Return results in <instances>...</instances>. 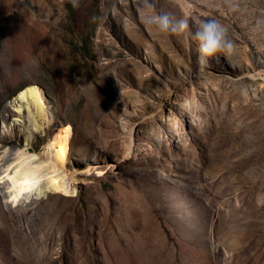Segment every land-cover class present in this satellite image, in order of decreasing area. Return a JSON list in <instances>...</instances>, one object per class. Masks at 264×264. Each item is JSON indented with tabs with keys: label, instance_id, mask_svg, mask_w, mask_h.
Masks as SVG:
<instances>
[{
	"label": "rangeland",
	"instance_id": "374dc122",
	"mask_svg": "<svg viewBox=\"0 0 264 264\" xmlns=\"http://www.w3.org/2000/svg\"><path fill=\"white\" fill-rule=\"evenodd\" d=\"M161 11L190 30L157 34ZM209 18L234 51L205 65L190 31ZM258 20L264 0H0V155L39 156L67 128L76 178L39 198L0 183V264H264ZM30 86L33 133L15 101Z\"/></svg>",
	"mask_w": 264,
	"mask_h": 264
},
{
	"label": "bare ground",
	"instance_id": "6f19581e",
	"mask_svg": "<svg viewBox=\"0 0 264 264\" xmlns=\"http://www.w3.org/2000/svg\"><path fill=\"white\" fill-rule=\"evenodd\" d=\"M15 101L23 103L17 107L20 113L25 109L29 112V132L43 130L42 120L46 109L41 91L36 86L26 87ZM31 136L29 135L28 138ZM68 138L69 132L65 128L61 143L59 145L49 144L45 148L46 151L39 156L29 152L27 147L9 148L0 155V183H4L6 188L2 192L3 195H11L16 188L21 193L33 190L38 198L48 193L72 195L76 178L71 169L65 168L63 151ZM58 153L62 154L63 158L59 159V162L56 160Z\"/></svg>",
	"mask_w": 264,
	"mask_h": 264
},
{
	"label": "clouds",
	"instance_id": "9594fccd",
	"mask_svg": "<svg viewBox=\"0 0 264 264\" xmlns=\"http://www.w3.org/2000/svg\"><path fill=\"white\" fill-rule=\"evenodd\" d=\"M75 9L80 6V0H67ZM152 7L153 5H149ZM93 19H98L93 17ZM190 17L187 15L177 19L167 11L155 15H148L145 22L152 26L157 34H183L190 30ZM190 31L192 41L195 42V51L201 63L207 65L209 58L219 59V55L230 56L234 45L228 37L226 26L217 19L209 18L193 25ZM264 29V20L256 22L255 31ZM219 54V55H218Z\"/></svg>",
	"mask_w": 264,
	"mask_h": 264
}]
</instances>
